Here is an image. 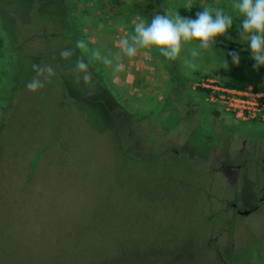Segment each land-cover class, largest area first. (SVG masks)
I'll list each match as a JSON object with an SVG mask.
<instances>
[{
    "label": "rangeland",
    "instance_id": "rangeland-1",
    "mask_svg": "<svg viewBox=\"0 0 264 264\" xmlns=\"http://www.w3.org/2000/svg\"><path fill=\"white\" fill-rule=\"evenodd\" d=\"M231 2L166 0L165 14ZM137 17L99 0H0V264H264V202L244 216L228 207L264 194V123L233 119L191 84L234 64L215 45L195 71L187 49L129 58L117 41ZM231 41L252 59L240 34ZM243 141L257 154L237 169Z\"/></svg>",
    "mask_w": 264,
    "mask_h": 264
},
{
    "label": "clouds",
    "instance_id": "clouds-1",
    "mask_svg": "<svg viewBox=\"0 0 264 264\" xmlns=\"http://www.w3.org/2000/svg\"><path fill=\"white\" fill-rule=\"evenodd\" d=\"M231 11L226 12L223 8L211 4L203 6L193 16H181L177 12H168L166 14H156L150 20L143 17H137L132 32L120 37L117 41L119 52L132 58L138 51L145 53L156 52L165 60L175 61L181 57L182 52L187 49L193 58L188 63V68L192 71L197 70L198 64L195 59L201 55V52H214V45L218 38H230V29L234 23H238V32L241 42L245 43L251 51V57L254 61V67L257 69L264 67V0H232ZM77 47H85L83 42H79ZM71 50H62L61 57L70 56ZM94 56L99 57V52H94ZM233 64L238 65L240 57L238 52L229 53ZM119 56V55H118ZM105 65L111 64V61L105 58ZM223 68L228 67L226 60H221ZM121 65H116V71H119ZM88 64L79 60L76 64L78 71L86 70ZM37 72L53 73V69L48 67L42 69L39 65H33ZM85 81L90 76L83 77ZM26 87L29 90L36 91L43 87L41 80L32 79Z\"/></svg>",
    "mask_w": 264,
    "mask_h": 264
},
{
    "label": "trees",
    "instance_id": "trees-1",
    "mask_svg": "<svg viewBox=\"0 0 264 264\" xmlns=\"http://www.w3.org/2000/svg\"><path fill=\"white\" fill-rule=\"evenodd\" d=\"M200 1V0H193ZM166 0H99V8L104 13L115 16L118 15L121 10L125 12H134L138 15L150 20L156 14H165ZM202 9L197 6H191L189 8H180L178 12L181 16H195L198 11ZM238 23L236 21L232 29H230V38H218L215 46L222 48L226 51L228 58L231 60L229 53L235 51L239 53V57L246 55L243 46L238 43L231 41L238 36ZM177 68V67H176ZM171 75V83H180L177 80V70L172 67L169 68ZM215 75L221 76V82L223 85L240 89L244 86H253L258 88L264 84V67L257 69L254 67L253 59L240 58L238 65L234 64L230 71L221 69L216 72Z\"/></svg>",
    "mask_w": 264,
    "mask_h": 264
},
{
    "label": "built area",
    "instance_id": "built-area-1",
    "mask_svg": "<svg viewBox=\"0 0 264 264\" xmlns=\"http://www.w3.org/2000/svg\"><path fill=\"white\" fill-rule=\"evenodd\" d=\"M192 89L202 94L206 103L240 122L264 123V84L258 88L244 86L230 88L213 75L192 80Z\"/></svg>",
    "mask_w": 264,
    "mask_h": 264
},
{
    "label": "flooded vegetation",
    "instance_id": "flooded-vegetation-1",
    "mask_svg": "<svg viewBox=\"0 0 264 264\" xmlns=\"http://www.w3.org/2000/svg\"><path fill=\"white\" fill-rule=\"evenodd\" d=\"M240 122V121H239ZM243 123H247V125L249 123H252V122H243ZM243 145L245 147L246 145V141H243L242 143V149H240L241 153L239 154V158L242 159V163L237 165V169L239 168H243L245 166H247V164L251 163L253 160H254V154L256 155L257 154V151H253L252 154H248V155H244L243 154ZM263 153H258L257 154V157H258V161H259V164H260V170H262V172L264 173V157L262 156ZM251 155V156H250ZM232 162V159L231 161ZM257 202V201H256ZM264 202V194L262 193L261 197L259 198L258 202L252 206L251 208H248V209H240L238 207V204L237 202H233L231 204L228 205V207L230 208V212L232 214H235V215H239V216H244V215H248L249 213H251L252 211L256 210L258 208L259 205H261L262 203Z\"/></svg>",
    "mask_w": 264,
    "mask_h": 264
}]
</instances>
